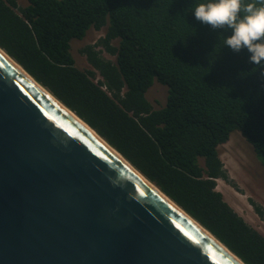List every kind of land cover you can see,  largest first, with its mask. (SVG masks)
I'll list each match as a JSON object with an SVG mask.
<instances>
[{
	"label": "trees",
	"instance_id": "16d2710c",
	"mask_svg": "<svg viewBox=\"0 0 264 264\" xmlns=\"http://www.w3.org/2000/svg\"><path fill=\"white\" fill-rule=\"evenodd\" d=\"M206 2L0 0V48L244 264H264V234L217 185H232L220 147L234 133L264 167V75L225 47L230 30L196 20ZM103 29L81 68L73 42ZM156 82L168 87L158 110Z\"/></svg>",
	"mask_w": 264,
	"mask_h": 264
},
{
	"label": "water",
	"instance_id": "95a60500",
	"mask_svg": "<svg viewBox=\"0 0 264 264\" xmlns=\"http://www.w3.org/2000/svg\"><path fill=\"white\" fill-rule=\"evenodd\" d=\"M58 104L0 48V264H244Z\"/></svg>",
	"mask_w": 264,
	"mask_h": 264
},
{
	"label": "rangeland",
	"instance_id": "374dc122",
	"mask_svg": "<svg viewBox=\"0 0 264 264\" xmlns=\"http://www.w3.org/2000/svg\"><path fill=\"white\" fill-rule=\"evenodd\" d=\"M25 1L20 0V3L23 5ZM105 34L106 29L91 30L83 41L73 42V54L81 68H86L87 63L85 58L80 55V50L86 45L95 44ZM104 57L115 61L114 57L106 53H104ZM167 98L168 87L158 82L147 93V99L156 110L166 105ZM220 154L234 187L219 180L217 182L218 191L248 223L264 234V222L258 217L252 206V203H255L264 209V167L256 158L252 146L238 132L231 136L227 144L220 147Z\"/></svg>",
	"mask_w": 264,
	"mask_h": 264
},
{
	"label": "clouds",
	"instance_id": "9594fccd",
	"mask_svg": "<svg viewBox=\"0 0 264 264\" xmlns=\"http://www.w3.org/2000/svg\"><path fill=\"white\" fill-rule=\"evenodd\" d=\"M193 13L213 30H230L225 47L236 53L247 49L249 62L264 75V0H208L195 6Z\"/></svg>",
	"mask_w": 264,
	"mask_h": 264
},
{
	"label": "bare ground",
	"instance_id": "6f19581e",
	"mask_svg": "<svg viewBox=\"0 0 264 264\" xmlns=\"http://www.w3.org/2000/svg\"><path fill=\"white\" fill-rule=\"evenodd\" d=\"M40 90L42 91V92H44L49 98H51L52 100H53V98L49 95V94H47V92L46 91H43L41 88H40ZM54 102H55V100H54ZM57 103V102H56ZM59 105V104H58ZM65 112H67L72 118H74L80 125H82L86 130H88V132H90L94 137H97V135L94 133V132H92L83 122H81L79 119H77L76 117H75V115H73V114H71L68 110H66V109H64L61 105H59ZM98 138V137H97ZM117 155V154H116ZM117 156H119V155H117ZM128 167H129V165H128ZM144 182H146L150 187H152L157 193H159V191L157 190V189H155V187L154 186H152L145 178H143V177H141L140 175H138ZM161 195V194H160ZM162 196V195H161ZM163 197V196H162ZM164 198V197H163ZM177 209V208H176ZM205 233V232H204ZM207 234V233H206ZM208 235V234H207ZM209 236V235H208ZM210 238H211V236H209ZM211 239H213V238H211ZM217 243V242H216ZM234 258V257H233ZM239 264H241L236 258H234Z\"/></svg>",
	"mask_w": 264,
	"mask_h": 264
}]
</instances>
